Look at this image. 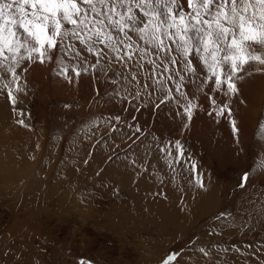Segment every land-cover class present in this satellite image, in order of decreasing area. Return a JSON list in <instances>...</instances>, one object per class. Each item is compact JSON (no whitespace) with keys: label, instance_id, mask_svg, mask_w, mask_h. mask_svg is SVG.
Returning a JSON list of instances; mask_svg holds the SVG:
<instances>
[{"label":"rangeland","instance_id":"obj_1","mask_svg":"<svg viewBox=\"0 0 264 264\" xmlns=\"http://www.w3.org/2000/svg\"><path fill=\"white\" fill-rule=\"evenodd\" d=\"M181 4L186 7V0ZM133 15L135 21L128 23L134 27L126 29L131 40L114 31L125 44L147 47L135 30L147 17L137 8ZM51 55L44 63L25 62L28 71L19 81L24 91L11 86L15 105L7 90H0V264H78L80 259L92 264H163L175 253L170 264H264V82L256 94L229 102L231 117L209 115L211 105L203 92L204 98L191 100L197 107L190 123L181 105L190 100L188 85L201 88L203 65H196L197 77L182 72V62L169 65V73L162 67L154 70L148 63L155 59L151 55L139 53L125 63L109 53L100 71L99 66L90 67L95 57L86 51L79 58L65 55L64 49ZM73 68L81 71L79 77ZM177 73L185 76L180 91ZM180 92L185 98L177 103ZM172 110L184 113L188 129L161 126ZM148 140L154 141L142 154L166 142L178 155L175 141L180 140L181 159L190 161L187 170L195 176L190 191L173 189L178 199L173 217L176 207L182 213L172 221L168 210L163 222L152 210L168 200L166 190L151 193L157 186L154 179L119 176L127 163L139 161L140 155L132 153ZM1 167L8 172L2 174ZM165 181L170 185L168 176ZM135 184L138 201L146 198L143 213L135 211V199H130ZM205 195L212 201L206 202ZM190 197L196 200L188 201Z\"/></svg>","mask_w":264,"mask_h":264},{"label":"snow or ice","instance_id":"obj_2","mask_svg":"<svg viewBox=\"0 0 264 264\" xmlns=\"http://www.w3.org/2000/svg\"><path fill=\"white\" fill-rule=\"evenodd\" d=\"M133 8L143 10L147 17L146 23L135 29L148 45L144 48L135 42L125 44L114 31L131 40L126 29L134 27L128 23L135 21ZM60 49L74 58L86 51L95 57L90 67L99 66L100 71L104 70L101 61L109 53L114 54V60L125 63L143 53L155 57L148 61L154 70L162 67L170 73L169 65L182 62V72L198 76L192 60L196 57L206 70L201 89L208 85L209 115L214 112L219 117L226 113L231 117L229 102L239 92L237 82L254 72H264V0H186V7L181 0H0V81H7L0 90H7L13 105L17 98L11 86L16 84V92L24 91L19 81L22 73L28 71L25 62L29 66L44 63L53 59V51ZM72 71L76 77L81 75L76 68ZM177 75L180 82L176 91H180L185 76ZM167 79L173 77L169 75ZM168 91L171 93L172 89ZM213 92L227 99L218 101ZM184 98L185 93L180 92L177 103ZM181 106L190 122L197 105L189 100ZM230 123L233 134L238 133L236 121L232 119ZM188 126L185 123L184 127ZM175 147L178 156H183L180 140L175 141ZM243 179H248L247 174ZM198 183L203 187L202 182ZM200 251L207 255L204 248ZM177 255H169L163 264H170ZM78 264L92 262L80 259Z\"/></svg>","mask_w":264,"mask_h":264},{"label":"bare ground","instance_id":"obj_3","mask_svg":"<svg viewBox=\"0 0 264 264\" xmlns=\"http://www.w3.org/2000/svg\"><path fill=\"white\" fill-rule=\"evenodd\" d=\"M139 34V33H138ZM138 37V36H137ZM129 43V42H128ZM131 43V42H130ZM127 44V43H126ZM125 51H127V49H125ZM193 63L195 65H201L200 62L198 61V59L195 57L193 60ZM198 77V76H197ZM193 81V80H192ZM264 82V76L263 75H251V76H246L245 79H243L242 81H239V85H241V88L239 89L238 94L233 95L231 97V102L235 103H239V99L242 96L243 98L247 96V93H251V95L256 94V91L259 89V87L262 85V83ZM191 83V82H189ZM206 91V92H205ZM208 91V85L204 86L203 89H201L200 87H198L197 85L195 86H191L188 85V92L187 95L188 97H190V100L193 101L196 100L198 97V95H201L203 97V92L207 93ZM253 93V94H252ZM214 94L217 96L219 95L218 93L214 92ZM204 96L206 97V94H204ZM255 96V95H254ZM204 98V97H203ZM219 100H226L227 98H225L224 96L220 95ZM187 99V98H186ZM200 101H198L199 103ZM197 103V104H198ZM201 104V102H200ZM231 104V103H230ZM2 105V104H1ZM0 105V126L2 125L3 121H4V117L2 116V106ZM5 106V105H4ZM201 106V105H200ZM203 106V105H202ZM10 108V106H9ZM242 109V106L240 107ZM173 111V110H172ZM176 112V111H175ZM240 112V111H239ZM243 112V111H242ZM241 112V113H242ZM184 114V113H183ZM182 113H174L170 112V115H168V117H165V119H163V122L161 126H164L166 128L169 129H176L182 127L181 125H185L184 123V116ZM193 114H196V112L193 110ZM186 117V116H185ZM192 121V120H191ZM202 121V120H201ZM204 121V120H203ZM207 122V121H206ZM188 123V122H187ZM192 123V122H190ZM189 124V123H188ZM208 124V123H207ZM190 127V126H189ZM188 129V128H187ZM9 131V130H8ZM169 131V130H168ZM8 137V136H7ZM154 140H151V142H153ZM150 142V143H151ZM12 143V142H11ZM149 140L148 143H144L142 146L138 148L134 153H132V155L136 154V155H140L139 157V161H136V163L132 164V161H130L131 163H127V168L124 169H120L121 171H119V176L120 179H128V178H133L136 179L138 178V176L143 177V182H147L150 181L151 179H154L157 182V186L155 188H153L152 186V191L151 193H153L155 190L157 192L166 190L168 195L166 194V196L168 197V200H166V204L164 202H159L156 203L154 205H152V210H157L159 213L160 218L162 219L161 222H163L164 220V214L166 213V211L168 210L170 213H172V215L170 216V218L168 220H175L177 217H179L181 215L180 213V209L178 210L176 207V211H177V216H174V212L172 211V208L175 207V205L173 204V202H176L178 199L176 198L175 194L173 193V189H187L190 191V188H192L193 186H195V184L193 183L195 176H193L190 171L187 170V167H189L190 165V161L189 163H187L186 161L183 162L181 159V157H185V156H178L177 154L172 153L168 147L166 148V142H162V145L159 146V144L153 145L152 147H148V148H155L154 151H149V153L146 154H142L144 153L143 150H145L147 148V146L150 144ZM160 143V141L158 142ZM169 145V144H168ZM213 145V144H212ZM12 146V145H10ZM208 147V146H207ZM10 148V147H9ZM158 148V149H156ZM218 149V147H217ZM13 153V152H12ZM171 153V155H170ZM2 156V154H1ZM15 156V154H14ZM11 157V156H10ZM152 157V158H151ZM156 157V158H155ZM14 159V158H13ZM129 159V158H128ZM127 159V160H128ZM133 159V158H132ZM179 159L181 162L177 163L176 160ZM12 161V159H10ZM9 160V161H10ZM4 162H8L6 161V159L4 160ZM3 162V163H4ZM14 162V161H13ZM125 162V161H124ZM6 164V163H5ZM11 164H13L11 162ZM122 164L121 163H117V165ZM126 164V163H125ZM185 164V165H184ZM116 165V166H117ZM116 166H114V169L116 168ZM150 167L151 169H153V173L150 172ZM5 167H1V172H3L2 174L7 173L8 171H5L4 169ZM113 169V170H114ZM112 170V169H110ZM121 172V173H120ZM111 173V172H110ZM1 174V173H0ZM9 174V173H8ZM10 176V175H8ZM167 176L169 177V182L170 185L168 184V182L165 181V178H167ZM4 178V177H3ZM7 179V178H5ZM137 180V179H136ZM139 180V179H138ZM133 182V181H132ZM155 182V183H156ZM152 184V183H151ZM140 185V184H139ZM142 186V185H141ZM146 186V185H145ZM132 187V186H131ZM134 187V191L132 190V188H130L129 193L131 194V197H133V200L135 199V211L144 212V201L146 200V198L144 197L142 200L138 201L139 197L138 195L135 193V189L138 188V186L135 184L133 185ZM150 187V186H149ZM126 189V188H125ZM198 189V188H197ZM193 190V189H192ZM139 191V190H138ZM155 191V192H156ZM180 191V190H179ZM185 192V191H184ZM186 193H188L186 191ZM141 194V193H140ZM152 195V194H151ZM178 196V194H177ZM206 197L209 195H205ZM187 198V197H186ZM151 199V198H150ZM157 199V198H156ZM188 201H195L196 197H190V199H187ZM206 202L208 201H212V197L209 198H205L204 199ZM125 201L122 203V205L124 206ZM152 201V200H151ZM184 201V200H183ZM187 201V202H188ZM205 202V203H206ZM150 204L152 202H149ZM148 204V203H147ZM182 204V203H181ZM121 205V206H122ZM187 205V204H186ZM206 205V204H205ZM179 207V205H178ZM149 208V207H148ZM151 211V210H150ZM156 211V212H157ZM146 212V210H145ZM166 221V220H165Z\"/></svg>","mask_w":264,"mask_h":264}]
</instances>
